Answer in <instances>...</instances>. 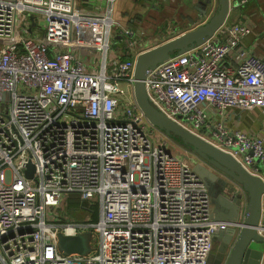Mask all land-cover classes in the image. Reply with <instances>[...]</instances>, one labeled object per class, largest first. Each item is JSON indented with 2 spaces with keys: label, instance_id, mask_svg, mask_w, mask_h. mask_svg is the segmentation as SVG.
<instances>
[{
  "label": "built area",
  "instance_id": "built-area-1",
  "mask_svg": "<svg viewBox=\"0 0 264 264\" xmlns=\"http://www.w3.org/2000/svg\"><path fill=\"white\" fill-rule=\"evenodd\" d=\"M115 3L0 0V264H207L214 236L244 225L247 199L238 220L216 219L186 150L150 128L134 95L143 37L124 27L134 57L109 56ZM252 32L248 21L226 20L148 69L145 84L156 108L259 174L264 134L226 120L230 108L264 114V59L245 43ZM70 193L98 203V219L63 215ZM85 229L96 236L90 252L59 249L60 233ZM256 229L264 244V205Z\"/></svg>",
  "mask_w": 264,
  "mask_h": 264
},
{
  "label": "water",
  "instance_id": "water-1",
  "mask_svg": "<svg viewBox=\"0 0 264 264\" xmlns=\"http://www.w3.org/2000/svg\"><path fill=\"white\" fill-rule=\"evenodd\" d=\"M204 1L207 6L214 0ZM231 1L217 0L215 12L206 22L142 51L136 57L134 95L150 123L186 150L185 157L193 162V170L208 187L216 219L238 220L241 202L247 199V216L243 227L239 232L236 227H229L214 236L217 247L209 256L208 264H262L263 237L256 227L261 214L264 177L261 173L250 172L229 151L189 131L156 108L149 100L145 84L148 69L166 61L172 54L182 53L212 37L228 19L233 9ZM32 24L35 25L34 19ZM33 170L34 166L29 162L27 175L32 176ZM59 249L65 254L86 253L82 234L71 236L60 233Z\"/></svg>",
  "mask_w": 264,
  "mask_h": 264
},
{
  "label": "crops",
  "instance_id": "crops-1",
  "mask_svg": "<svg viewBox=\"0 0 264 264\" xmlns=\"http://www.w3.org/2000/svg\"><path fill=\"white\" fill-rule=\"evenodd\" d=\"M237 0H232L233 9L228 17V21H248L253 28V32L249 34L245 43L246 46L256 55L264 59V0H249L247 3L241 6H236L235 2ZM81 6L88 10L103 9L105 0H78ZM121 3L125 5L126 12L129 13L131 19H133L131 28L136 30L138 34L142 37L144 36L145 31L148 29V24L154 22L155 26L153 32L158 30L167 29L168 26L172 23H175L177 19H180L182 26L186 23L184 31H179L176 34H180L195 26H198L206 20L215 12L217 0H214L212 4L205 6L204 0H121ZM206 9V12H204ZM115 10V9H114ZM158 10L160 14H156L155 11ZM114 13V19L116 21V27L125 26L124 20L121 19L120 15ZM231 17V20H229ZM117 18V19H116ZM205 19V21H203ZM185 21L182 23V21ZM179 22V21H177ZM196 23V24H195ZM116 31V30H115ZM174 35H168L166 38H172ZM165 39V38H164ZM164 39H161L163 42ZM160 40H150L141 41L140 48L146 50L159 44ZM138 48V50L140 49ZM130 58H133L136 49H130L126 44L120 42L115 43L111 46L110 50V59L112 60L116 56L121 59V55L127 54ZM78 54L86 59L87 56H90L89 51L84 49L76 50ZM96 58L99 57V52L94 51ZM128 57V59H130ZM123 60V59H122ZM226 120L229 126L233 128L238 127L253 133H263L264 134V114L261 109L256 108L251 111L241 110L237 108H230L226 113ZM173 139V138H172ZM174 140V139H173ZM178 151L185 153V150L180 148ZM256 166L259 169V172L264 177V163L256 162ZM264 205V194L262 199V206ZM261 206V208H262ZM264 264V257L262 260Z\"/></svg>",
  "mask_w": 264,
  "mask_h": 264
},
{
  "label": "rangeland",
  "instance_id": "rangeland-1",
  "mask_svg": "<svg viewBox=\"0 0 264 264\" xmlns=\"http://www.w3.org/2000/svg\"><path fill=\"white\" fill-rule=\"evenodd\" d=\"M119 6H120V4H119ZM155 13L160 14V12L158 10H156ZM229 20H231V17ZM177 21H179V22H177ZM203 21H205V19ZM184 22L185 21L183 20L182 23H184ZM40 24L42 25V23H40ZM168 24H169V22H167V29L164 28L163 30H158L156 32H153L155 23L152 22V23L148 24V29L144 33L143 41L145 40V41H148V43H149L150 40L158 39V41L160 40L159 43H161V41H162L161 39L165 38L163 41L170 39V38H166V37H168V35L169 36L174 35V34L178 33L179 31H184L185 27L186 26L188 27L187 23L182 26L180 19H177L175 23H172L169 26H168ZM176 35H178V34H176ZM150 128L154 129V131L157 133L158 136H163L157 127H155L151 124ZM173 141L176 144H178L175 140H173ZM168 149L170 151L174 152L173 143L170 146H168ZM71 196L72 197H71L70 204H68V202L64 203V208L62 211L63 215H65L67 218H71L72 220H75V221L80 220V221L92 222V221H96L98 219V217H99V204L98 203H94L91 206H89V204H90L89 201H85L86 207H91L92 209L91 210L83 209L82 207H80L81 200L77 199L75 194H73ZM81 234L83 237L85 252L88 253L93 248V244L96 241V236H95L94 232L92 230H89V229L82 230ZM61 248L63 251H65L63 247H61Z\"/></svg>",
  "mask_w": 264,
  "mask_h": 264
},
{
  "label": "trees",
  "instance_id": "trees-1",
  "mask_svg": "<svg viewBox=\"0 0 264 264\" xmlns=\"http://www.w3.org/2000/svg\"><path fill=\"white\" fill-rule=\"evenodd\" d=\"M119 4H120V6H119ZM115 11H117L116 12V14H118L117 17H119V15H120L121 16L120 18L124 20V23H122V24L129 25V26L132 27V23H133V19L134 18L131 19V16L129 15V13L126 12L125 5L121 3V0H116L114 13H115ZM115 29H116V31H115L116 32V36L114 38L115 43L120 42L122 44H125L124 39L122 38L121 34L118 32L120 30L119 27H116ZM127 52L128 51L126 49V53ZM120 57H121V59L126 60V59H128L129 56H128V53H127V54L121 55ZM73 194L76 195L77 199L81 200V198L79 197V195L77 193H70L68 195V204H70L71 197H72L71 195H73ZM80 204H81L80 207H82L83 209H88V210L92 209L90 207H86V203L83 200H81ZM69 219H71V218H69Z\"/></svg>",
  "mask_w": 264,
  "mask_h": 264
},
{
  "label": "flooded vegetation",
  "instance_id": "flooded-vegetation-1",
  "mask_svg": "<svg viewBox=\"0 0 264 264\" xmlns=\"http://www.w3.org/2000/svg\"><path fill=\"white\" fill-rule=\"evenodd\" d=\"M210 17H211V16H210ZM206 21H207V20H206ZM124 27H129V26H126V25H125V26H120L119 29L122 30ZM129 28H131V27H129ZM131 29H133V28H131ZM133 30H134V29H133ZM135 31H136V30H135ZM216 247H217V244L213 241V250L211 251L210 255L213 254V252L215 251ZM210 255H209V256H210ZM208 258H209V257H208ZM207 264H208V259H207Z\"/></svg>",
  "mask_w": 264,
  "mask_h": 264
}]
</instances>
